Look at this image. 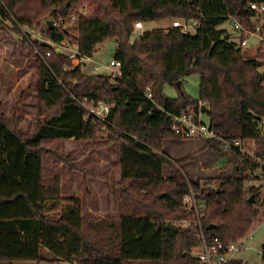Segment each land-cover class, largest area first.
I'll use <instances>...</instances> for the list:
<instances>
[{"label": "trees", "instance_id": "16d2710c", "mask_svg": "<svg viewBox=\"0 0 264 264\" xmlns=\"http://www.w3.org/2000/svg\"><path fill=\"white\" fill-rule=\"evenodd\" d=\"M88 2L87 13L78 19L77 34L70 35L62 26L50 29L46 21L66 19L70 10L83 5L81 0H0V15L15 23L13 29L32 25L39 17L46 19L45 40L33 42L40 54L37 97L45 110L29 135L12 129L0 114V133H7L14 142L12 162L23 150L34 155L40 166L38 209L26 201L30 216L0 217V233H21L38 242L44 253L33 264H201L190 254L197 242L194 235L179 225L176 231L166 226L191 218L182 203L189 186L205 202L201 221L206 234L218 236L225 244L245 234L258 215L255 204L261 194L254 187L243 192V184L247 173L257 171L259 159L264 158V73L258 71L264 54L246 55L221 25L231 16L252 26L254 14L248 3L264 4V0ZM163 18L197 21L196 32L183 33L172 26L153 28L130 41L136 21ZM261 27L264 31V11ZM107 37L116 41L114 59L121 63L120 75L87 73L84 64L72 65L66 54L55 51L63 42L73 41L78 53L90 58ZM193 73L199 76L198 98L182 90V79ZM164 84L175 85L178 95L166 96ZM147 87L154 102L145 96ZM83 97L109 105L106 126L85 116L75 100ZM201 104L209 109L208 126L218 137L253 140L255 157L239 156L238 151L223 149L215 138H202L196 152L173 161L167 158L164 141L187 140L170 130L172 117L188 109L198 113ZM101 129L112 130L119 142L120 179H105L120 190V216L83 218L78 197L67 198L58 213L48 214L61 200L58 139H94ZM206 150L230 152L235 175L221 171L192 178L182 170L195 153ZM42 155L49 157L45 175ZM166 169L172 174L166 176ZM8 201L13 198L1 192L0 205ZM259 255L264 262V244ZM0 259L2 264H14L7 252L0 253ZM227 264L243 262L235 257Z\"/></svg>", "mask_w": 264, "mask_h": 264}, {"label": "rangeland", "instance_id": "374dc122", "mask_svg": "<svg viewBox=\"0 0 264 264\" xmlns=\"http://www.w3.org/2000/svg\"><path fill=\"white\" fill-rule=\"evenodd\" d=\"M83 2L85 1L81 0L82 4ZM87 4L88 0L82 6ZM72 11L75 10L69 12ZM45 20L39 17L32 25L19 24L14 30L15 23L3 19L0 15V114L12 129L22 135L32 133L45 110L37 97V67L40 54L33 43L36 40H45L46 36L43 34ZM172 21L171 18H163L143 23L142 29L133 30L130 41H134L144 31L170 27ZM221 27L228 31L232 40L238 41V34L230 20ZM64 28L70 35L77 34L76 21L67 22ZM75 45L73 41L63 42L60 51L66 54L70 50H75ZM257 45V41L253 40L243 51L249 56H259V52L264 54V43ZM115 49L116 41L110 37L105 38L98 44L93 55L85 61L83 70L91 74L114 76L116 68L109 67L108 64L114 59ZM258 71L264 73V64L259 66ZM182 90L192 98H198V74L193 73L184 77ZM162 92L168 97L178 95L177 87L172 84H164ZM198 120L208 124V115L200 112ZM262 126L264 132V122ZM112 132L101 129L100 132H96L94 139H86L85 143L72 138L58 139L57 155L61 159L57 162L59 163L57 174L60 179L61 200L56 208L48 211V214L58 213L65 200L73 196L81 200V213L86 219L115 216L119 208L120 190L105 179L116 182L115 178L119 173V142ZM199 140L164 141L163 153L170 160H177L196 152L202 145ZM13 147L11 137L5 132L0 133V193L2 192L6 198H13V202L8 201L0 205L2 218H11L15 215L30 216L26 201L33 203L38 209L40 166L34 155H25L23 150L17 152L16 161L13 163ZM89 147L92 148L84 151L85 154L80 157L79 153ZM231 157L234 158L230 152L215 153L208 150L197 152L195 159L185 163L182 170L192 178L215 175L221 171L235 175L233 160L229 161ZM47 158H49L47 155H42L45 165L43 175L48 173ZM171 174L172 171L166 169L165 175ZM43 182L45 185L46 178H43ZM255 207L258 209L257 219L243 234V248L235 254L243 264H264L259 255L264 244V190L261 191V197L258 198ZM249 234H252L251 238H247ZM2 252H7L8 258L14 264H33L38 254L44 253L38 242L21 233H0V253ZM39 264L72 263L41 261Z\"/></svg>", "mask_w": 264, "mask_h": 264}, {"label": "built area", "instance_id": "2783aa9c", "mask_svg": "<svg viewBox=\"0 0 264 264\" xmlns=\"http://www.w3.org/2000/svg\"><path fill=\"white\" fill-rule=\"evenodd\" d=\"M248 8L253 12L252 26L246 27L242 25L238 20L233 17H229L232 23L234 31L238 34L237 45L241 48H247L250 46V42L257 41V44L264 43V31L261 27V16L264 11V4L257 2H249ZM87 5L81 6L78 10L68 13L66 19H60L54 21L53 27H64L67 22L76 21L87 13ZM142 22L136 21L133 24L134 29H142ZM172 27L180 28L183 33H195L197 29V21H183L180 19H174L171 22ZM76 48V45H75ZM55 49L60 50V47ZM61 52V51H60ZM49 54V53H47ZM71 60L72 65L84 64L89 57L80 55L75 50H70L66 53ZM109 67L116 68L114 75H120L121 63L117 59H113L108 64ZM97 68L94 66V70ZM145 96L149 100L153 101L150 89L147 87L145 90ZM79 105L85 110V116L87 118H93L100 120L108 124L105 118L108 114L109 105L103 102H97L94 104L92 101H88L86 97L82 99H75ZM156 106H158L156 104ZM198 113L194 110L188 109L186 112L180 115L172 117V124L170 130L184 138V139H202V138H215L219 141L220 146L228 151H238L239 156H251L255 157L253 140L242 141L240 139H225L218 137L213 130L210 129L208 124H205L198 120ZM260 167L257 171H249L245 177L243 184V192L248 193L254 188H258L260 194L264 190V158L259 159ZM183 208L187 213H190V219L181 220L176 225L181 228L187 229L196 239V244L190 249V254L201 264H227L232 258H235V254L243 248V236L238 239L223 243L216 235H207L202 225V212L205 207V202L200 196L189 186V191L182 198ZM252 234H249L247 238H251Z\"/></svg>", "mask_w": 264, "mask_h": 264}, {"label": "water", "instance_id": "95a60500", "mask_svg": "<svg viewBox=\"0 0 264 264\" xmlns=\"http://www.w3.org/2000/svg\"><path fill=\"white\" fill-rule=\"evenodd\" d=\"M46 24L49 26L50 29L53 28V23H52L51 20H47L46 21ZM55 51L56 52H60V50H58V49H55ZM176 85L179 86V83L177 82ZM200 112L201 113H205V114L208 115L209 114V109L205 105L201 104V106H200ZM253 197H254L253 195H250L249 196V202L250 203L253 202ZM166 226H167V228L172 229L174 231H176L178 229V227L175 224L171 223V222H167Z\"/></svg>", "mask_w": 264, "mask_h": 264}, {"label": "crops", "instance_id": "0c3cea01", "mask_svg": "<svg viewBox=\"0 0 264 264\" xmlns=\"http://www.w3.org/2000/svg\"><path fill=\"white\" fill-rule=\"evenodd\" d=\"M73 139V138H72ZM73 140H75V139H73ZM79 141H81V142H84V140H79ZM85 143V142H84ZM118 150H119V148H118ZM118 167H119V165H118ZM120 179V168H119V173H118V175H117V177L115 178V180H119ZM73 197V196H72ZM81 211H82V203H81ZM81 215H82V213H81ZM120 216V195H119V208L117 209V213L115 214V216L113 217V218H118ZM83 217V216H82ZM84 218V217H83Z\"/></svg>", "mask_w": 264, "mask_h": 264}]
</instances>
